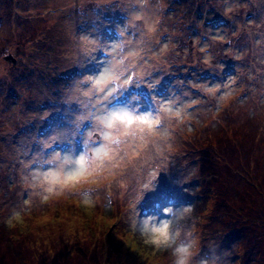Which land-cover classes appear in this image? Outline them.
Here are the masks:
<instances>
[{
  "label": "rangeland",
  "instance_id": "374dc122",
  "mask_svg": "<svg viewBox=\"0 0 264 264\" xmlns=\"http://www.w3.org/2000/svg\"><path fill=\"white\" fill-rule=\"evenodd\" d=\"M218 33L246 38L242 59ZM109 54L162 66L124 98L181 115L102 183L53 184L71 166H33L40 117ZM0 264H264V0H0Z\"/></svg>",
  "mask_w": 264,
  "mask_h": 264
},
{
  "label": "snow or ice",
  "instance_id": "6c2138e0",
  "mask_svg": "<svg viewBox=\"0 0 264 264\" xmlns=\"http://www.w3.org/2000/svg\"><path fill=\"white\" fill-rule=\"evenodd\" d=\"M123 31L121 30L120 34L121 40L124 39ZM226 35L227 33L224 35L218 33L214 37L213 45L208 46L213 47L215 42L219 41L221 45L227 46V49H221L220 55L231 54L237 60L242 59L241 54L248 46L246 38L226 39ZM232 35L236 36L237 33ZM233 47L234 50L228 51ZM123 48V44L113 45L112 53ZM167 48V44L163 45L161 53ZM136 55L134 52L128 53V57ZM96 60L97 57H92V61ZM114 60V56L109 54L104 60L103 71L74 81L65 97L66 111L52 107L51 113L45 111L40 117L45 120L46 126L39 133L42 139L37 142L34 150L50 156L51 159L34 161L33 166L41 162L54 166L58 161L71 166L63 179L55 172H47L46 178H50L53 184L75 187L76 182L90 178L94 184L102 183L100 177L104 173H111L114 176L115 169L121 168L133 156H139L137 149L145 145L149 136L161 135L157 126L164 128L168 123V116L181 115L180 111H173L175 100L166 103L168 96L153 95L150 99L145 98L147 107L144 104H133V101H141L140 95L134 94L130 98H124L125 91L132 84L137 87L146 84L149 89H154L160 83L156 77L164 71L162 66H157L153 71L141 72L138 71L139 65L134 66L130 61L124 63V60L115 62ZM144 63L142 60L141 64ZM117 64L122 66V71L116 70ZM220 67L224 68L225 65L221 63ZM209 69L215 71L211 65ZM148 77H153L151 82H148ZM208 78V73H205L203 79ZM178 83L183 84V81ZM191 87L203 86L196 83ZM206 90L216 91L211 87H207ZM68 113H72L75 118L69 119ZM154 231L157 233L154 237L156 242L166 238V226Z\"/></svg>",
  "mask_w": 264,
  "mask_h": 264
},
{
  "label": "trees",
  "instance_id": "16d2710c",
  "mask_svg": "<svg viewBox=\"0 0 264 264\" xmlns=\"http://www.w3.org/2000/svg\"><path fill=\"white\" fill-rule=\"evenodd\" d=\"M245 219L247 220V219H251V218H250V217H248V218H245ZM251 222H253V221H251ZM257 223H258V221H257Z\"/></svg>",
  "mask_w": 264,
  "mask_h": 264
},
{
  "label": "bare ground",
  "instance_id": "6f19581e",
  "mask_svg": "<svg viewBox=\"0 0 264 264\" xmlns=\"http://www.w3.org/2000/svg\"><path fill=\"white\" fill-rule=\"evenodd\" d=\"M164 89H166V88H164ZM242 99H243V98H242ZM238 102H239V101H238ZM240 102H242V101H240ZM240 102H239V103H240ZM144 210H145V209H144Z\"/></svg>",
  "mask_w": 264,
  "mask_h": 264
}]
</instances>
